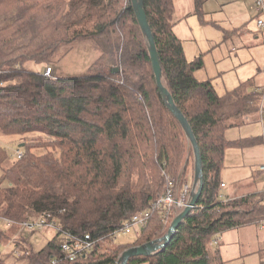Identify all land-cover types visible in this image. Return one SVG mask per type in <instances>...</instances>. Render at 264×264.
<instances>
[{
    "label": "trees",
    "instance_id": "obj_1",
    "mask_svg": "<svg viewBox=\"0 0 264 264\" xmlns=\"http://www.w3.org/2000/svg\"><path fill=\"white\" fill-rule=\"evenodd\" d=\"M201 3L194 0L196 12ZM142 4L161 85L198 146L203 186L166 248L126 264H223L211 244L228 230L264 221L263 190L227 201L220 193L226 149L264 139L233 142L225 132L259 113L264 90L217 95L210 81L193 76L200 59H185L173 31V0ZM81 39L100 52L89 67L95 74L45 78L24 69ZM0 137L22 152L11 156L0 142V245H14L8 256L0 252V264H118L125 250L163 237L181 211L152 206L166 178L181 188L194 171L192 144L157 87L131 0H0ZM143 211L150 212L147 225L134 240L115 244L112 234ZM42 214L91 250L70 261L55 232L34 251L20 225ZM3 220L13 222L11 233Z\"/></svg>",
    "mask_w": 264,
    "mask_h": 264
},
{
    "label": "rangeland",
    "instance_id": "obj_2",
    "mask_svg": "<svg viewBox=\"0 0 264 264\" xmlns=\"http://www.w3.org/2000/svg\"><path fill=\"white\" fill-rule=\"evenodd\" d=\"M255 1L202 0L199 12H196L193 0H173V3L175 2L174 32L181 40L185 59L187 62L197 59L201 61V67L194 70L193 76L198 81H210L219 96L242 83H248V88L252 85L255 88L264 87V31L256 26L257 18L262 17L263 13L256 11ZM262 2L264 8V0ZM99 55L100 52L92 40L81 39L61 46L48 62H27L23 66L29 72L41 74L49 65L52 69L50 77L80 78L96 73L89 67ZM262 122L263 119L260 123ZM0 142L13 156L16 145L2 137ZM254 147L256 150L264 148L261 143ZM234 149L235 147H232L230 150ZM224 161L222 171L236 169L238 168L236 165H240L238 158L232 156ZM245 170L246 167H242L238 172L244 173ZM257 183L262 185L261 181ZM3 228L9 229L5 225ZM7 233L11 231L8 230ZM20 233L28 240L34 251H39L55 232L52 228H44ZM259 234L261 235L262 232L257 225H249L244 231H240L233 239L235 247L239 248L237 255L241 257L229 260L232 254H223L227 259L223 264H260V256L264 258V243ZM135 236L134 233L121 235L114 240V243H128L134 240ZM218 242V246L213 244L211 246L218 248L219 252L225 246L229 252L231 247L234 248L232 244L231 247L229 244L226 245L225 236L223 243L220 240ZM13 247L12 243L0 245V252L3 256H8ZM258 247L261 249L259 254L252 252ZM233 252H236L235 248Z\"/></svg>",
    "mask_w": 264,
    "mask_h": 264
},
{
    "label": "crops",
    "instance_id": "obj_3",
    "mask_svg": "<svg viewBox=\"0 0 264 264\" xmlns=\"http://www.w3.org/2000/svg\"><path fill=\"white\" fill-rule=\"evenodd\" d=\"M175 5V2L173 3ZM194 4V0H193ZM195 6V4H194ZM174 14H175V7H174ZM174 18V16H173ZM175 26V25H174ZM174 31V28H173ZM175 33V32H174ZM176 35V34H175ZM177 37V36H176ZM178 38V37H177ZM179 39V38H178ZM180 40V39H179ZM181 41V40H180ZM251 86V85H250ZM237 87H243V89L247 91H261L264 90V87H257L255 88L253 85L249 87L248 83H242L239 84ZM234 90V89H233ZM232 91V90H231ZM229 92V91H227ZM260 105H263L264 107V100H261ZM264 115H261L260 113H257L253 116L247 117L246 121L238 126V127H232L228 129L225 132V138L228 141H248V140H255L258 137H262L264 134ZM263 119V122L261 120ZM259 143L263 144L264 146V139L261 140ZM258 144V142L256 143ZM255 144V145H256ZM255 145L249 146V147H235L234 150H230L233 146L229 147L225 151L224 160H226L229 156L238 158L240 165L236 169H223L220 178H221V184L224 186L221 187L220 193H221V199L223 201H227L230 199H237L240 197H244L247 195H256L262 191L263 186V176L258 172V166L263 162L264 160V148L262 150H256ZM254 147V148H253ZM228 153V154H227ZM225 162V161H224ZM242 167H246L245 172L239 173L238 171L242 169ZM252 167L254 169H252ZM261 181L262 185H259L257 182ZM194 182V171L189 172V180L187 184H190L193 186ZM227 184L229 185L227 187ZM261 186V188H260ZM258 229L262 234L259 236L262 237V243H264V221L260 222L258 225ZM247 228V226H246ZM245 227L238 228L239 230L232 229L228 230L227 232L223 233L221 237H219V240L223 243V237L226 238V245L229 244V247H231V244L234 246L236 252H233L234 248H230V252L227 251V248L223 247L221 248L220 255L222 257V260H227L223 256L231 253V257H229V260H235L238 256L239 248L238 246L235 247V241L233 239L234 236H236L240 231H244L246 229ZM219 245V244H218ZM260 248L254 249L252 252L258 253L260 252ZM260 264H263L264 258L260 256Z\"/></svg>",
    "mask_w": 264,
    "mask_h": 264
},
{
    "label": "built area",
    "instance_id": "obj_4",
    "mask_svg": "<svg viewBox=\"0 0 264 264\" xmlns=\"http://www.w3.org/2000/svg\"><path fill=\"white\" fill-rule=\"evenodd\" d=\"M256 11L259 13H263L262 17H258L256 20V26L258 29L264 31V8L262 0H256ZM51 68L46 67L43 72V76L45 78L50 77ZM259 113L264 115V107L260 106ZM22 156V152L20 150L15 151V157L20 158ZM258 171L263 176V192H264V160L258 166ZM224 185L221 184V187ZM193 193V186L190 184H184L181 188H177L173 179L166 178V186L164 195L159 198L152 206V210L162 209L165 212L182 211L190 202L191 195ZM150 216L149 211H143L136 213L129 220H126L122 223V225L112 234V240L117 239L121 235H126L130 233H134L138 235L141 229H143L148 222ZM4 225L6 227L13 226V222L9 220H3ZM20 228L22 231L34 232L36 230H41L44 228H52L54 232H57L61 235V239L59 241V248L63 255H65L70 261H74L78 259L81 255H84L86 252L91 250L92 244L87 241L78 240L73 237L69 231L64 230L59 224L55 222V220L51 219V215L42 214L36 218L24 221ZM54 264V261L52 262Z\"/></svg>",
    "mask_w": 264,
    "mask_h": 264
},
{
    "label": "water",
    "instance_id": "obj_5",
    "mask_svg": "<svg viewBox=\"0 0 264 264\" xmlns=\"http://www.w3.org/2000/svg\"><path fill=\"white\" fill-rule=\"evenodd\" d=\"M132 8L134 10L135 18L138 23V26L142 32V34L146 37L148 41V49H149V57L153 69V73L155 76L156 84L158 89L161 92L162 97L166 101L167 108L174 115V117L178 120V122L182 125L185 130L186 135L188 136L194 151V182H193V193L191 195V199L189 204L178 214L173 221L170 223L166 233L162 238L145 243L140 246L132 247L125 250L120 258L118 264H126L127 261L132 257H148L157 251H162L166 248L168 243L173 238L176 230L178 229L181 221L185 218L188 212L195 207V204L201 194L202 191V168H201V158L199 155V149L196 144L195 138L193 136L192 130L188 125L186 119L181 114L179 109L174 105L172 97L167 92L165 88L162 87L160 81L161 68L157 56V52L155 49L154 41L152 38L151 30L149 24L146 19V14L143 9L142 0H131ZM118 69L115 68L113 73H117ZM23 147V144L20 145Z\"/></svg>",
    "mask_w": 264,
    "mask_h": 264
}]
</instances>
